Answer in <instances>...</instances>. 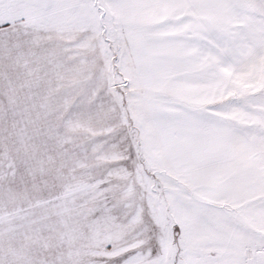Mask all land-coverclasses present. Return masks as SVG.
<instances>
[{
    "label": "snow or ice",
    "instance_id": "6c2138e0",
    "mask_svg": "<svg viewBox=\"0 0 264 264\" xmlns=\"http://www.w3.org/2000/svg\"><path fill=\"white\" fill-rule=\"evenodd\" d=\"M0 264H264V0H0Z\"/></svg>",
    "mask_w": 264,
    "mask_h": 264
}]
</instances>
